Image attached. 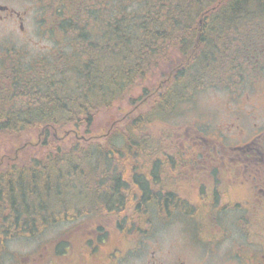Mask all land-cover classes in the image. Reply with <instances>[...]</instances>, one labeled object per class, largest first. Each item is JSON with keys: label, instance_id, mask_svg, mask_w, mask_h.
<instances>
[{"label": "trees", "instance_id": "trees-1", "mask_svg": "<svg viewBox=\"0 0 264 264\" xmlns=\"http://www.w3.org/2000/svg\"><path fill=\"white\" fill-rule=\"evenodd\" d=\"M33 2L48 14L43 30L57 47L28 61V79H18L13 68L0 84V145L28 129L45 142L69 130L23 164L0 159V250L65 220L90 223L104 236L100 223L114 221L127 235L148 205L168 217L191 212L171 190H153L160 161L151 155L175 149L150 131L210 87L234 92L264 77V0ZM121 102L132 108L119 127L114 122L102 136L87 134L98 113ZM138 157L151 167L146 177L124 168Z\"/></svg>", "mask_w": 264, "mask_h": 264}, {"label": "rangeland", "instance_id": "rangeland-1", "mask_svg": "<svg viewBox=\"0 0 264 264\" xmlns=\"http://www.w3.org/2000/svg\"><path fill=\"white\" fill-rule=\"evenodd\" d=\"M0 3L10 7L17 13L23 12L24 15V22L22 24L24 29L19 31L20 29H18L17 25L14 24L13 21H10L13 23L15 30L8 33V36H11L15 40V47L22 52L18 53L15 65L12 64L11 67L19 69L17 75L18 79L24 81V79H28V61H33L40 55H46L50 51H56L55 47L57 46L54 43V39H52L48 32L45 34L43 30L46 26L43 25L42 18L48 14H40L33 0H0ZM10 22L4 21L0 23V42L6 38L5 31L9 28L5 24L8 25ZM9 27L12 26L10 25ZM20 33H25V36ZM55 37L58 40L63 38L60 34H57ZM3 45L7 46V44ZM8 55L11 54H0V62L2 63L4 57ZM2 73L7 75V71L5 70H3ZM258 78L259 77L256 79ZM2 81L3 79L0 76V84ZM250 84L251 82H246L243 89H241L242 87L239 85L234 92H229V87L226 88L224 85L221 87H210V89L193 97L187 103L179 105L176 108V112L165 117L164 121H161V124L152 126L150 133L161 140V145L167 146L166 143L169 142L170 147L175 149L172 150L167 146L170 152L168 150L164 151V153L159 151L155 155H151L152 160L157 159L160 161V165L158 166L160 169L154 175L155 183H157L153 185V190H156L158 187L160 190L164 189L163 191L171 190L177 194L179 198L181 197L188 202L191 212L178 216V213L181 212L173 211L174 213L172 214L174 215L170 214L168 217L163 216L158 208H149L148 205V210H146V208L144 210L145 212L140 213L137 218L139 219V222H137V232L146 230L151 222L157 221V227H153V230L156 232L154 238L157 242L166 248L172 247V250L182 252L184 248L191 249V244L194 242V239H196V236H199L197 233L200 229V223L205 221L211 225L210 228H213L215 231L217 230V232H211V230L207 228L208 232L204 235L202 234L200 240L203 239L207 241L211 239L210 237L215 239L212 241L215 243L216 252L226 256H234L236 253L234 249L236 242H240L244 246H247L246 241L242 242L248 239L247 231H239V226L235 225L239 216L243 213L242 210L239 209L235 217L232 209L228 208L226 211L227 214L223 213L221 216H216L213 219L210 217H196L191 214L194 210L193 207L199 206L197 202L199 201L200 193H198V184L200 182H195V171L189 169L187 166H179L182 162H180L177 155L179 154L180 157H182L181 159L184 161L183 164H196L197 159L200 162L203 161L204 158L206 161L213 162L215 158H209L210 156L208 154L212 151L214 156V148L220 147L219 145L215 146L216 141L212 139L213 130L223 124L224 110L225 107L229 105L228 101L230 98H232L236 92L245 93V91H248L252 87ZM263 92L264 83L259 84L256 90L251 92V95L256 98L260 97ZM131 108L132 106H129L128 103L121 102L114 105L109 110L98 113L95 122L90 127L91 129H89L87 134L102 136L107 133L111 128V124L114 122L117 125L116 127H119L121 124L120 120L126 116L125 114H127ZM66 130L69 129L65 128L63 131ZM83 130L85 129L79 128V134H84L85 132ZM63 131L59 133L58 137L61 136ZM195 131L201 132L206 138L199 140ZM166 134L168 136H166ZM163 135L166 137L164 138ZM58 137L54 140L58 141ZM146 138L148 139V143L153 145L152 142L154 137L148 135ZM52 139V137H49L46 142L42 141L41 137H39V131L28 129L26 132L19 134L18 138H16L13 143L0 145V159L7 157L10 158V161L15 160V162L23 164L32 157L43 155L49 148L48 143H52L51 147L55 145L57 141H53ZM71 139V136L65 137V143H68ZM199 147L202 148L200 149ZM142 158L143 157H138L136 159L132 158L131 161H128L124 165L126 166L124 168H127V170L130 169V173L136 171L143 177H146V173L149 172L148 170L151 167L147 165L146 158H143V161ZM134 164L136 165L134 166ZM143 164L146 165L143 167ZM167 165L169 166L168 168H166ZM214 166L215 164L208 167L214 168ZM185 169L189 171L187 175L184 174ZM152 171L155 170L152 168ZM149 179L153 180V177H149ZM206 181L209 182L208 179ZM113 222L114 221H111L106 224H104L105 222L100 223L104 231L107 232L109 234L108 236L111 238L121 235V232L118 231L116 228L117 226L114 225ZM80 224L81 223H77L76 228L65 220L62 223L54 224L44 229L42 234L34 238H19L7 242L3 247L6 250H0V264H13V256L15 254L24 256L33 254L42 241H53L54 243L50 244L51 246L63 244V241L66 244L69 236L75 233L77 234L78 231H88L90 228H93L92 231L95 235H100L97 226L89 225L90 223ZM214 224L219 227L216 226L215 228L213 226ZM221 227L226 231H221ZM92 231L88 232L87 236H93ZM133 232L135 231L130 229L127 235L130 236ZM213 242H210L209 246L213 247ZM126 243L127 241L123 242L124 245ZM47 244L49 245V243ZM113 244L117 249H121L120 242H113ZM44 258H46L45 260L52 259L51 256L45 254V250ZM69 263L70 261L62 262V264Z\"/></svg>", "mask_w": 264, "mask_h": 264}, {"label": "flooded vegetation", "instance_id": "flooded-vegetation-1", "mask_svg": "<svg viewBox=\"0 0 264 264\" xmlns=\"http://www.w3.org/2000/svg\"><path fill=\"white\" fill-rule=\"evenodd\" d=\"M4 21H13L19 31L24 29L23 12L17 13L0 3V23ZM13 23L5 24L9 29L5 31L6 38L0 42V54H11L0 62L2 84L11 79L9 73L14 68L11 65L15 64L18 53H22L15 47V40L8 36L10 31L15 30ZM20 34L25 36V33ZM3 70L7 71V75L2 73ZM262 83L264 78L259 77L250 84L252 87L248 91L234 94L228 101L223 124L213 130L215 146H220L214 148V156L212 151L208 154L209 158H215L214 161L204 158L200 162L197 159L196 164L180 165L195 171V182H200L197 203L203 209L201 217L215 218L227 214L228 208L232 209L235 217L239 209L243 211L235 225L239 226V231H247L248 239L242 241H246L247 246L236 242L234 256L216 252L212 237L207 241L200 240V236L208 232L207 228L217 232L210 228L208 222L200 223L199 236L194 239L191 249L184 248L180 252L157 242L153 230V227H157V221H153L146 230L133 232L130 236L111 238L108 235H95L91 228L78 231L68 237L62 253L58 252V246L50 245L51 241H42L31 255L15 254L13 264H62L66 261H70L69 264H264V92L256 98L251 95ZM213 164L214 168L208 167ZM188 173L185 169L184 174ZM178 214L181 216L183 213ZM213 226L216 228L217 225ZM220 229L226 231L222 227ZM90 231L93 236H87ZM124 241H127L125 245ZM113 242H120L121 249L114 247ZM210 242H213V247L209 246ZM44 250L52 259L45 260Z\"/></svg>", "mask_w": 264, "mask_h": 264}]
</instances>
